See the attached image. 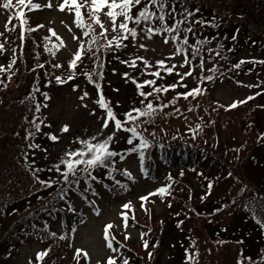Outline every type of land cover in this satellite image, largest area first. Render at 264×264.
I'll list each match as a JSON object with an SVG mask.
<instances>
[{
  "label": "trees",
  "instance_id": "trees-1",
  "mask_svg": "<svg viewBox=\"0 0 264 264\" xmlns=\"http://www.w3.org/2000/svg\"><path fill=\"white\" fill-rule=\"evenodd\" d=\"M172 2L173 0H170V4ZM174 3L177 13H182L185 7L193 12V16L181 25L180 37L182 40L185 35L184 28L191 24L194 32L187 34L189 45L196 46V42L202 39L207 41L199 47L204 62L212 63L213 68L216 69L212 75L236 81L251 67L264 69V64L248 62L264 60V0H174ZM197 8L199 12L195 11ZM175 18L182 17L176 15ZM195 21H203V23L196 24ZM167 23L171 25L173 19L169 17ZM159 24L160 22L156 21L149 26L158 27ZM18 26L20 30L17 32L16 42L14 41L16 50L12 51L10 64L6 70L0 71V264H15L18 247L35 237L43 241L42 251L56 247L53 252L55 256H51L52 261L46 263V258L51 254L50 250L44 260L36 264H62L60 257L68 254V250L66 253L65 249L68 238L72 236L70 234L75 224L82 219V213L74 207V197L81 193L83 186L86 184L97 187L98 184L102 185L101 183L105 182L104 185L110 190L126 193L134 188L133 180L136 178L133 176L129 178L119 169L121 163L118 155L112 158L115 161L112 168L100 167L91 172L92 176L97 177L96 180L89 179L88 174L83 172L77 173L79 184L73 183L71 176L69 182L65 183L59 172L57 179L48 177L49 175L41 176L39 172L35 173L40 180L54 181L51 187H44L36 180L33 172L37 169L34 164L36 161L34 149L37 150V147L34 146L39 145L37 140L43 137L45 133L42 130L43 123L46 124L45 118L43 115L40 116V109L37 111L36 106L37 104L42 106L46 100L44 93L52 97V91L62 87L60 83H57L56 77L62 78L64 73L61 67H54L55 64L50 62L55 52L48 51L49 47L35 48L33 36L35 30L28 31V29L29 26L35 28L37 24L21 25L19 23L17 30ZM92 27L99 36L101 30L98 26ZM129 27H137L138 35L147 37L146 33L140 30L145 27L144 24L139 26L130 24ZM90 39L91 34L88 41ZM172 42L176 44L179 41ZM104 43V39L100 38L95 43L86 45L85 54L79 61H83L80 73L84 76H80V79L85 78L93 85H101L106 76L114 72L116 66L122 61L120 50L113 48L106 51L102 47ZM0 44L4 45L0 56L7 59L5 57H7L9 45L4 43L2 38H0ZM239 47L240 50L251 48L259 54V57L241 59L246 63L241 64L238 69L233 68V65L241 61L235 62L234 59V50ZM210 48L215 51L209 52ZM189 51L191 52V49ZM216 52H219V56ZM79 62L73 74L78 71ZM85 66L88 67L85 68ZM85 73L92 74L91 81ZM258 82V87L264 85V81ZM262 90L264 91V88ZM145 92L148 91L145 90ZM252 96L254 99L246 100V103H238L234 108L227 107L226 111L238 109L244 105L251 106L256 102H258L257 106L262 108L264 105L261 97L264 93ZM45 108L48 109L49 106ZM207 112L212 115L211 108ZM212 118L215 120L213 116ZM169 119L167 112L163 109V111H157L152 118V123L141 124L139 130L152 144L145 150L143 168L146 170V175L154 179L165 173L171 185L169 192L178 190L192 195L183 198L180 195L175 196V201L184 208L172 210L171 215L174 219L171 222L151 212H149L147 224H143L139 219H132L138 222L135 223L136 225L144 228L151 242H147L148 247L142 246V250L138 252L133 248L135 244L129 239L125 241L120 239V247L125 253L124 259H128L131 264H161V257L165 250L178 252V249H183L179 242L182 238L181 233L186 242H189L187 237L190 239L188 246L193 259V262L189 260L190 264H214L215 253L234 242L240 243L238 251L243 260H241L242 264L246 262V259L255 264H264V174L259 175L257 172L261 157L259 152H256L259 146L264 144L262 140L264 136L258 131L255 120L251 121L250 125L247 124L246 130L249 132L256 130L257 133L250 136L249 140L228 143V147L222 137L218 136L219 133L209 129L208 126L205 127L206 131H195V139L192 138V134L188 140L162 139L157 135L148 134L149 128L161 126L165 120L169 121ZM41 121L43 123L37 131L36 124ZM121 132L126 135V139L130 136L129 133ZM28 133L32 135L29 136ZM138 143L137 138L134 145ZM161 144L164 145L163 148L159 147ZM134 145L126 143V146L117 145V148L112 149L125 156L130 154L127 149ZM38 148V150L44 149L42 146ZM66 151L68 148L63 146L59 153L52 155V158H62ZM180 168L184 171L225 172L209 183L212 187L208 190L207 197L211 199L209 202L215 203L212 209L202 211L203 200L191 193L193 184L191 186L185 178L182 179L187 175L175 177L177 176L175 172ZM169 175L171 180L168 179ZM164 199L170 198L167 196ZM69 206L75 211H69ZM244 219L249 220L250 225L257 232L256 240L250 241L251 245L248 243L249 239H246V233L242 236H234L233 232H242L239 230L240 224H237L232 231L230 228L233 223ZM56 221L63 223L61 232L53 227ZM177 225L180 227L178 232ZM210 226L214 229L209 228ZM173 233L176 234L173 235ZM172 242L178 249H171ZM154 244H156L155 249ZM174 254L177 256V261L181 262L183 252ZM74 264H86V259L79 257Z\"/></svg>",
  "mask_w": 264,
  "mask_h": 264
},
{
  "label": "rangeland",
  "instance_id": "rangeland-1",
  "mask_svg": "<svg viewBox=\"0 0 264 264\" xmlns=\"http://www.w3.org/2000/svg\"><path fill=\"white\" fill-rule=\"evenodd\" d=\"M13 2L15 3V0H13ZM32 2L41 5V8L37 10H30L29 8L24 10L25 19L28 21L27 25L37 24L35 28L29 26L31 29L35 30L33 33V36L35 37V48H40L42 46L49 47L53 53L55 52V56L50 62L55 65H61V70L64 73L62 79L65 82L60 83L62 87L56 90L52 89L53 96L46 99L42 103V106L39 107L40 116L43 115L46 124L43 123L42 130L45 132L43 137L37 141L40 147L42 146L44 149H34L36 153V161L34 164L37 168L42 169V171H39V174L41 176L49 175L48 177L57 179L60 174L55 171L53 166L58 164L61 158H52V155L59 153L63 146L67 147L68 150L73 151L82 148L83 145L76 142L78 137L81 139H88L97 135V133L101 131L102 118L105 117L106 113L104 109H101L95 103L100 92L102 91L105 99L111 102V106L118 118L123 120V113L129 111L133 107L139 108L144 106L141 104V100L144 98L137 94L135 85L123 74L128 73L129 77L135 78L138 82H142L145 79H153L154 77L147 73L142 75V73L145 72L144 64L142 61L137 60L135 68L129 67L124 63L117 65L114 72H111L106 76L105 81L100 85L99 89L96 85L87 82L85 78L80 79V76H83L80 73L83 61L79 62V68L75 74H73L74 71L69 68V61L72 59V53L79 48L81 43L84 45L85 50V46L89 45V36H84V30L76 27L74 24L73 13H70L67 10L63 12L59 10V4L62 3L63 0H32ZM2 3L3 0H0V4ZM49 3L52 4L51 8L46 7ZM83 11L86 22L92 23L88 20L87 9L85 8ZM14 13L15 9L7 11L0 8V33H3L0 38L3 39L4 43L9 45L6 53L7 57H5L7 59H3L0 56V66H2L3 69L0 71L2 72H4L10 64L12 51L16 50L14 41L16 42L17 32L20 30L19 26L17 30V24L19 25L20 21L15 18ZM101 19L105 22V26L109 28V32L107 33L108 39H112L113 36L119 35L118 32L114 33L111 31V26L103 15L101 16ZM39 25H43V27H38ZM92 26H95V24H92ZM50 29L54 30L56 35H53ZM46 37L49 39H45ZM73 37H78L79 39L77 40ZM61 43L64 45L63 47L60 46ZM123 43L127 46L116 48V50H120L121 52L120 57L122 58V61H131L137 56H142L152 65V67L147 70L148 72L160 70L156 62L162 59L166 60V63L169 66L176 64L178 67L175 71L184 72L188 70L187 67H179L183 62L181 56L178 55L172 59H167L174 51L175 43L170 41L168 44H164L160 35H155L152 39H148L142 34H139L135 40H133L132 37H128ZM141 44H144L146 49L141 48ZM0 55H2L1 52ZM247 57H259V54L251 48H242L240 50L239 47L234 50L235 62H239L241 58ZM193 63L198 64L199 60L197 59L196 61H193ZM204 65L203 72L197 67L193 76L185 79L184 83H187L189 89L197 86L198 78L201 75H212L213 72H209L208 69L213 68V65L205 62ZM86 67L88 66H85V68ZM160 71L163 79H158L157 85L175 83L179 79L175 74L169 76L163 70ZM69 75H73L74 79L68 80ZM260 80L264 81V69L262 67H251L236 81L219 78L217 76H214V80L212 81L205 80L203 84L200 85L204 90L203 94L194 99L192 97H189L187 100L181 98L177 100L175 105L170 104L167 108H164L168 114V118H170L169 121L165 120L163 125H158L151 129L149 128L147 132L149 135L150 133H155V135L162 139L169 138L172 140L173 136H176L177 139L188 140L193 134L189 131L190 128L195 129L197 132H201L206 131L205 127L208 126L209 129L217 131L219 133L218 136L222 137L229 147L228 143L233 141L237 143L239 141H244L245 139L249 140L250 136L252 137V135L257 133L256 130H252L251 132L246 130L247 124L250 125L251 121L255 120L258 131L264 136V106L262 108L258 107V102L251 106L244 105L238 109L226 111L227 107L231 108L229 106L234 102L242 101L248 96L258 93L259 89L256 85ZM75 84H77V86ZM247 85H253V87H248ZM116 89H118V91H116ZM143 90L151 91V88L146 86ZM182 91H184L183 88H177L175 92L170 90L168 93H160L159 100L154 98L155 94L148 99L152 100L154 105L168 104V102L176 95V92ZM84 92H87L88 96L81 101L80 97ZM261 101H263L264 105V96L261 97ZM145 103H147V101H145ZM45 104L49 106L48 109L45 108V106L43 107ZM83 105H87V107H84ZM257 107L259 109L256 111ZM210 108L212 110V115L207 112V110L210 111ZM175 109H179V112H176ZM188 109H191V111ZM93 112L95 115H92ZM212 116L215 120H213ZM141 120H145V118ZM65 124L69 125L68 132L61 131V128ZM147 125L151 126V124H146V126ZM128 126H131V124L129 123ZM112 131L113 124L110 122L109 127L104 129L103 135L98 138L104 139ZM48 134L56 135L58 141L52 142L49 139ZM255 137L258 139L257 135ZM125 140L126 135L119 132L113 140L111 147L117 148V145L126 146ZM262 140L264 141V138ZM45 149L47 151H45ZM256 152H259L261 157L260 165L257 168V172L261 175L264 174V144L259 146ZM120 163L121 169H127L137 177L134 183V189L124 194H116L105 189L95 188L97 191L95 194L91 192L92 196L90 197H94V200L97 203L96 207L87 203V201L81 197H79L80 199H74V207L82 212V219L75 224L71 232L73 238H68V242L65 246L66 253L68 250V254L67 256L60 257L62 264H73V261H77L76 259H73V256L76 258L75 251L77 249H81L88 253V264H105L109 256H115L120 259V250L122 251V249H118L119 245H117V248L112 242L113 247L117 249L115 253L107 247L104 237V229L107 224H112L114 226L113 229L118 238L123 241L129 239L130 242H133L135 244L133 248L139 252V250H142V246H144V241L149 243L151 242V239H149L144 232V228L136 225L135 223L138 222L132 219H139L143 224H147L149 212H151L157 217L171 222L174 219L171 215L172 210L175 208H181L182 210L184 208L183 205L180 206L178 204L179 202L175 201V196L180 195L183 198L192 195L175 190L173 193L169 192V194H166L164 197H160L159 194L149 196V193L156 192L158 188L165 186L167 182L165 178L166 175L163 174L155 179L152 176H143L141 174L139 159L137 155L134 154L125 155L123 160L120 159ZM63 169L64 166L61 165V170ZM181 172H183V175H181ZM175 173H177V176H175L176 178L187 175V177H182V179L185 178L186 182L191 186L193 184V191L191 192L190 190V192L194 193L198 199L203 200V212L214 207L215 203L209 202L211 199L207 197L209 183L213 182L212 180H215L217 176L225 174V172L214 171L212 173H207L194 170L184 171L182 168ZM144 196H148L147 201L141 200V197ZM167 196L170 199H164ZM129 202H131V209H123L122 205ZM97 211L99 214H97ZM122 212H124L129 218V220H127V227H125L124 219L121 216ZM188 222L191 223V221ZM237 224H240L239 230L242 232H233L234 236H242L246 233V239H249V244L251 243L250 241L256 240L257 232L253 229L252 225H250L249 220H238L236 223H233L230 227L231 231L235 229ZM53 226L57 230H62L63 228L60 221L54 222ZM204 226L205 222L203 220V227ZM176 228V231L178 232V228H180L179 225H177ZM209 228L214 229L213 226H210ZM175 234L176 233H173V235ZM180 236H182L179 241L180 247H183V249L180 250L177 247H174L175 244L172 242L173 246L171 249H178L179 251L165 250L161 257V264H190L188 259V255L191 253L188 246L190 239L187 237L189 242H186L181 233ZM125 237L128 238L126 239ZM42 242L43 241L39 237H35L34 239H30L21 244L18 247L14 263L29 264L30 261H32V264L38 263L40 260H36L35 257L38 252L43 250L44 243ZM153 248H156V244H154ZM239 249L240 243H232L221 251L215 253V261L213 263L241 264L242 257L240 251H238ZM50 250L51 254L46 258V263L52 261L51 256L54 255L53 252L56 250V247L51 248ZM180 252H183L181 262L177 261V256L174 254ZM69 257L71 258L68 259ZM123 260L124 258L119 263L122 264ZM190 261L193 262V259ZM245 264L255 263L246 259Z\"/></svg>",
  "mask_w": 264,
  "mask_h": 264
},
{
  "label": "snow or ice",
  "instance_id": "snow-or-ice-1",
  "mask_svg": "<svg viewBox=\"0 0 264 264\" xmlns=\"http://www.w3.org/2000/svg\"><path fill=\"white\" fill-rule=\"evenodd\" d=\"M142 5V6H141ZM29 8L30 10H37L41 8V5L38 3H33L32 0H15V3L13 0H3V3L0 4V8L11 11L15 9V18L20 20L21 25H25L28 23V21L25 19V13L23 11V8ZM46 7L51 8L52 4L49 3L46 5ZM87 9L88 11V20H90L92 23H88L85 20L84 17V9ZM169 8H171V11H169ZM134 9L136 10L134 12ZM155 9V10H153ZM59 10L65 11L67 10L70 13L74 14V24L77 28L83 29V35L89 36L91 34V39L89 41V44L95 43L98 39L103 38L105 43L102 45V47L105 48L106 51L113 50V48H121L126 47L123 43V41L127 40L129 36L135 40V38L138 36V30L137 27H129L130 24H134L136 26H139L141 24H144L145 27L140 29L141 31H144L146 33V36L148 39H152L155 35H160L162 37V41L164 44H168L170 40L172 41H179L174 45V51L172 52L171 56L167 59H172L176 56H181L183 58V62L179 65V67L184 68L187 67V71L184 72H178L175 71L178 67L176 64L168 65L166 63V60H158L156 64L159 66L160 70H163L165 73H167L169 76L175 74L179 77V79L175 83L166 84V85H157L158 79H163L161 75L160 70L148 72L147 70L152 67V65L149 63L147 59H145L142 56H137L135 59L131 61H121V63L127 64L129 67L135 68L136 67V61H142L144 64L145 72L148 75L154 77L153 79H145L142 82H138L135 78L129 77L128 73H124L123 75L130 79L131 82L135 85L137 94L140 97H143L144 99L141 100V104L144 105L143 107H133L129 111L123 113L124 119L118 118L117 114L113 110V107L111 106V102L106 100L102 91L100 92V95L98 99L95 101V103L101 108L105 110V117L102 118V125H101V131L97 133V135L92 136L88 139H81L77 138V141L80 145H83L82 148H78L76 150H68L64 153V156L60 159L59 163L54 165V169L57 172L61 173V176L63 177V180L65 183L69 182V177H72V182L75 184H79V180L77 179V173L83 172L88 174L89 179L96 180L97 177L92 176L91 172L97 168L103 167V168H112L115 161L112 159L113 157L120 156V159L123 160L124 156L120 155L117 151L113 150L111 145L113 140L116 138L117 134L121 131L125 133H129L130 136L126 139V143L128 145H134V141L136 139H139V143L135 144L133 147H130L127 149L129 153H138L139 162L141 165V168L143 169L144 161H145V150L150 148L152 146L151 142L143 135V133L139 130L141 124L143 123H152V118L157 114V111H163L164 108H167L170 104L175 105L177 100L183 98L187 100L189 97H192L193 99L197 96L203 94V89L200 85L203 84L205 80L212 81L214 80L213 75H207L203 76L201 75L198 78V84L196 87L188 88L187 83H184L185 79L187 77L193 76V73L195 72L196 68L198 67L201 69V72L204 70V58L201 55V48L199 45H203L207 43L206 40H198L196 42V46L189 45V39H188V33H193V27L191 24H189L188 27L184 28V37L181 40L180 37V31H181V25H183L186 21L189 20L190 17L193 16V12L188 10L186 7L183 9L182 13L176 12V6L173 2L170 4V0H63L62 3L59 4ZM196 12H199V9L197 8L195 10ZM104 16L108 22V24L111 26V31L116 33L118 32V36H113L112 39L107 38V33L109 32V28L105 26V22L101 19V16ZM176 15H180L181 19H176ZM171 17L173 19V23L169 25L167 23V19ZM156 21H159L160 24L158 27H152L149 25H153L156 23ZM196 24H201L203 21H195ZM92 24H95L100 28L99 36H97L95 29L92 27ZM7 25V22H6ZM38 27H43V25H39ZM34 29L29 28L28 31H33ZM53 35H56L54 30H51ZM167 34V35H165ZM3 33H0V36H2ZM74 39H79L78 37H73ZM45 39H49L46 37ZM235 39V37H233ZM63 47L64 45L61 43L60 45ZM141 48H145L146 46L144 44L140 45ZM4 49V45L0 44V51ZM191 49V52L189 51ZM48 51H52L51 49H47ZM99 49H97L98 51ZM209 52L215 51L214 49H208ZM85 54L84 51V45L81 43L79 45V48L72 53V59L69 61V68L75 71V69L78 66V62L81 61L82 56ZM216 55L219 56V52H216ZM197 58H199V63L195 64L193 61H196ZM250 63H259L264 64V60L259 61H248ZM14 63V61H13ZM246 63V61L241 60L239 63L233 65V68H240L241 64ZM39 67H43V65H39ZM54 67H61V65L57 64L54 65ZM0 70L2 69V66H0ZM209 72L216 71L215 68L208 69ZM85 75L88 77V79L92 80V74L91 73H85ZM102 77V73L100 74ZM74 79L73 75H69L68 80ZM57 83H64L65 81L57 76L56 77ZM151 88V91L145 92L143 89L145 87ZM248 87H253V85H247ZM96 87L99 89L100 85L97 84ZM258 87V85H257ZM177 88H183L184 91L182 92H176V95L168 102V104H156L154 105L152 100H149V97H153L156 100H159V94L160 93H168L171 91H176ZM38 90V89H37ZM118 91V89H116ZM257 95H260L258 92ZM45 99H49L48 94L44 93ZM88 96L87 92H84V94L80 97V100L82 101L85 97ZM254 99L253 96L247 97V100ZM147 101V103H145ZM238 103H246V101H236L229 107H236ZM47 107V105H44ZM84 107H87V105H83ZM39 105L37 104L36 108L37 111H39ZM191 111V109H188ZM176 112H179V109H175ZM92 115H95L93 112ZM141 118H147L145 120H141ZM113 124V131L107 135L104 139H99V136L103 135V130L107 129L109 127V123ZM43 123L41 121L39 124H36L37 131L40 130V126ZM129 123L131 126H128ZM199 127V126H197ZM62 132H68L69 131V125L65 124L61 128ZM146 131V129H145ZM190 132L193 133L192 138L195 139V129L190 128ZM29 136L32 135V133H28ZM150 135L154 136L155 133H150ZM49 139L52 142H57L58 137L54 134H48ZM173 140L177 139L176 136H173ZM31 146V145H30ZM34 147H40L39 145H35ZM159 147L163 148L164 145L161 144ZM45 151H47L45 149ZM61 165L64 166V170L61 171ZM83 166V167H81ZM42 171V169H35L33 172L34 177L36 180L44 187H51L54 181H45L40 180L38 176L35 175L36 172ZM124 175L128 176L129 178H132V173L128 171L127 169L124 170ZM181 175H183V172H181ZM231 175V174H229ZM168 179L171 180V175L168 176ZM119 183V181H117ZM212 185L209 184V189H211ZM171 188V185H166L158 188L156 192L149 193V196L153 195H165L169 194V189ZM61 199H63V195H61ZM142 201H147L148 196L141 197ZM170 206V205H169ZM143 207V204H142ZM123 209H131V202L126 203L122 205ZM69 211H75V209L71 206H69ZM97 214L99 212L97 211ZM121 216L124 219L125 227H127V215L122 212ZM134 218V217H133ZM114 226L112 224H107L104 229V237L107 243V247L112 250L113 253L117 251L116 248L113 247V239L114 237H111V234L109 232V229H112ZM55 235V233H53ZM126 239L128 237H125ZM63 239V237H62ZM144 247H148L147 241H144ZM49 250L41 251L36 254L35 259L43 261L44 258L47 256ZM198 255V253H196ZM75 256L77 258L79 257H88V253L86 251H82L81 249H77ZM149 257H151V253H149ZM119 258L115 256H109L105 262V264H117V260ZM188 259L192 260V255H188ZM29 264H32V261L29 262ZM122 264H129L128 259H124ZM242 264V262H241Z\"/></svg>",
  "mask_w": 264,
  "mask_h": 264
}]
</instances>
